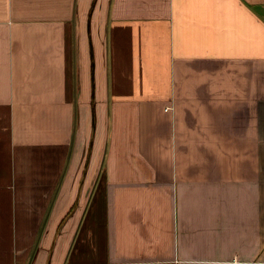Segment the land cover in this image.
<instances>
[{
	"label": "crops",
	"instance_id": "1",
	"mask_svg": "<svg viewBox=\"0 0 264 264\" xmlns=\"http://www.w3.org/2000/svg\"><path fill=\"white\" fill-rule=\"evenodd\" d=\"M0 264H264V0H0Z\"/></svg>",
	"mask_w": 264,
	"mask_h": 264
},
{
	"label": "water",
	"instance_id": "2",
	"mask_svg": "<svg viewBox=\"0 0 264 264\" xmlns=\"http://www.w3.org/2000/svg\"><path fill=\"white\" fill-rule=\"evenodd\" d=\"M93 122H94V126H93L94 128H93L92 137H91V140H90L89 154L91 153L93 139H94V130H95L94 109H93Z\"/></svg>",
	"mask_w": 264,
	"mask_h": 264
},
{
	"label": "rangeland",
	"instance_id": "3",
	"mask_svg": "<svg viewBox=\"0 0 264 264\" xmlns=\"http://www.w3.org/2000/svg\"><path fill=\"white\" fill-rule=\"evenodd\" d=\"M88 20V19H87ZM88 23V22H87ZM88 26L86 25V31L88 30V28H87ZM90 34V33H89ZM89 42H90V38H89ZM90 58H91V55H90ZM91 60H93L92 58H91ZM94 126V122L92 121V132H93V127Z\"/></svg>",
	"mask_w": 264,
	"mask_h": 264
}]
</instances>
